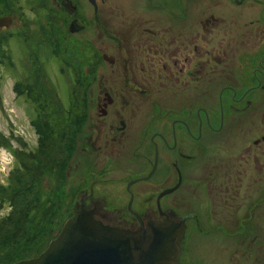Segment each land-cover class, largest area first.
<instances>
[{"label": "flooded vegetation", "instance_id": "af4514ba", "mask_svg": "<svg viewBox=\"0 0 264 264\" xmlns=\"http://www.w3.org/2000/svg\"><path fill=\"white\" fill-rule=\"evenodd\" d=\"M19 3L0 0L8 26L58 24L79 45L80 164L97 176L77 197L172 223L169 264H264V0Z\"/></svg>", "mask_w": 264, "mask_h": 264}, {"label": "rangeland", "instance_id": "374dc122", "mask_svg": "<svg viewBox=\"0 0 264 264\" xmlns=\"http://www.w3.org/2000/svg\"><path fill=\"white\" fill-rule=\"evenodd\" d=\"M63 39L41 21L0 28V264L43 251L71 216L79 181L97 176L80 164L91 106L79 45Z\"/></svg>", "mask_w": 264, "mask_h": 264}, {"label": "water", "instance_id": "95a60500", "mask_svg": "<svg viewBox=\"0 0 264 264\" xmlns=\"http://www.w3.org/2000/svg\"><path fill=\"white\" fill-rule=\"evenodd\" d=\"M9 18L0 17V26ZM78 198L72 214L39 254L11 264H169L176 254L172 223L131 229L97 204Z\"/></svg>", "mask_w": 264, "mask_h": 264}, {"label": "bare ground", "instance_id": "6f19581e", "mask_svg": "<svg viewBox=\"0 0 264 264\" xmlns=\"http://www.w3.org/2000/svg\"><path fill=\"white\" fill-rule=\"evenodd\" d=\"M123 221V220H122ZM125 222V221H124ZM126 224H127V222H125ZM128 225V224H127ZM141 225H143V226H145L146 225V223L145 224H143L142 222L140 223V224H137V225H134V226H132V225H129L130 227H131V229H141L140 227H141Z\"/></svg>", "mask_w": 264, "mask_h": 264}, {"label": "trees", "instance_id": "16d2710c", "mask_svg": "<svg viewBox=\"0 0 264 264\" xmlns=\"http://www.w3.org/2000/svg\"><path fill=\"white\" fill-rule=\"evenodd\" d=\"M1 41V40H0ZM0 47H1V42H0Z\"/></svg>", "mask_w": 264, "mask_h": 264}]
</instances>
